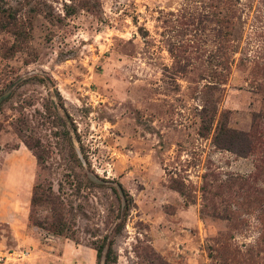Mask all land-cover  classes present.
Returning <instances> with one entry per match:
<instances>
[{"label":"rangeland","instance_id":"rangeland-1","mask_svg":"<svg viewBox=\"0 0 264 264\" xmlns=\"http://www.w3.org/2000/svg\"><path fill=\"white\" fill-rule=\"evenodd\" d=\"M260 115L264 0H0V264H264Z\"/></svg>","mask_w":264,"mask_h":264},{"label":"trees","instance_id":"trees-1","mask_svg":"<svg viewBox=\"0 0 264 264\" xmlns=\"http://www.w3.org/2000/svg\"><path fill=\"white\" fill-rule=\"evenodd\" d=\"M259 118L264 122V115H260ZM213 121L214 118L212 119V122L209 123L205 119L202 120V135L204 134V131H209L207 127L212 124ZM213 144L219 149L228 150L238 154L239 156H244L264 149V132L255 127L249 133H236L233 130L228 129L225 124L217 121L213 135ZM31 201H33L32 198L30 199V202ZM124 202L125 203L122 205V212H124V215H127L129 211V203L125 200ZM104 247L105 245L102 244L97 251L98 264L113 263L114 258L111 253V245H108V250L105 254H103Z\"/></svg>","mask_w":264,"mask_h":264}]
</instances>
